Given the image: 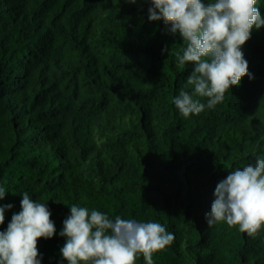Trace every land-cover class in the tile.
I'll return each mask as SVG.
<instances>
[{
  "label": "trees",
  "instance_id": "16d2710c",
  "mask_svg": "<svg viewBox=\"0 0 264 264\" xmlns=\"http://www.w3.org/2000/svg\"><path fill=\"white\" fill-rule=\"evenodd\" d=\"M149 6L0 0V205H13L0 231L26 191L55 223L41 264H67L59 233L73 204L164 225L175 239L154 264H264V228L252 239L204 219L228 170L264 155V27L242 46L254 79L186 119L172 99L192 65Z\"/></svg>",
  "mask_w": 264,
  "mask_h": 264
},
{
  "label": "clouds",
  "instance_id": "9594fccd",
  "mask_svg": "<svg viewBox=\"0 0 264 264\" xmlns=\"http://www.w3.org/2000/svg\"><path fill=\"white\" fill-rule=\"evenodd\" d=\"M135 4L137 0H125ZM149 2L148 20L171 25L183 47L177 52L180 66L192 65L186 83L172 99L183 118L198 116L223 102L226 92L239 86L248 76L249 63L242 46L253 30L264 27L258 0H144ZM169 55L171 50L165 48ZM206 99V103L203 102ZM0 187V200L6 196ZM21 210L14 213L5 231H0V264H41L40 238L56 234L47 203L23 192ZM215 199L205 213L207 226L221 222L238 226L241 233L255 239L264 228V155L254 163L228 170L213 193ZM0 205V225L5 210ZM63 221L59 235L65 238L60 249L67 264H136L142 254L146 264H154L153 255L170 246L175 236L157 221H138L107 214L73 204Z\"/></svg>",
  "mask_w": 264,
  "mask_h": 264
}]
</instances>
